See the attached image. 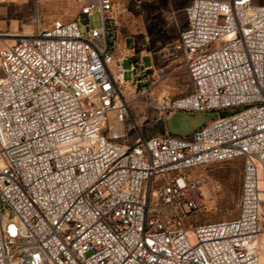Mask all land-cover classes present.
<instances>
[{
    "label": "built area",
    "instance_id": "2783aa9c",
    "mask_svg": "<svg viewBox=\"0 0 264 264\" xmlns=\"http://www.w3.org/2000/svg\"><path fill=\"white\" fill-rule=\"evenodd\" d=\"M118 10L85 0L87 37L57 19L0 47V264H264V5L191 0L178 48L193 89L162 102L137 77L136 91L165 124L178 111L218 117L162 137L137 133ZM111 112L134 143L107 128ZM236 159L239 215L187 226L204 207L188 171Z\"/></svg>",
    "mask_w": 264,
    "mask_h": 264
},
{
    "label": "rangeland",
    "instance_id": "374dc122",
    "mask_svg": "<svg viewBox=\"0 0 264 264\" xmlns=\"http://www.w3.org/2000/svg\"><path fill=\"white\" fill-rule=\"evenodd\" d=\"M85 0H0V47L4 39L11 34L30 33L35 25L49 26L54 20L75 19ZM118 5L119 38L118 50L125 53L142 47L148 54L142 57L136 72L130 71L132 61L122 56L125 70L126 97L132 100V112L138 120L140 137L158 136L166 133V124L159 113L144 99L139 98L135 83L143 68L150 67L146 77L154 94L162 102L180 97L193 89L182 54L178 48L181 30L186 25L185 8L191 0H115ZM263 4L264 0H255ZM81 32L88 36L86 25L78 18ZM91 28L100 26L99 13L96 10L90 18ZM152 66V67H151ZM112 67H115L113 64ZM167 76L159 83L161 71ZM3 70L0 67V76ZM145 77V76H144ZM116 113L109 114L107 128H117L126 137L128 143H134L137 136L131 123H119ZM191 176L201 180L204 195V207L188 217L187 226L205 222H216L235 218L239 215L243 181V161L230 160L210 164L189 170ZM4 217H8L7 211Z\"/></svg>",
    "mask_w": 264,
    "mask_h": 264
},
{
    "label": "water",
    "instance_id": "95a60500",
    "mask_svg": "<svg viewBox=\"0 0 264 264\" xmlns=\"http://www.w3.org/2000/svg\"><path fill=\"white\" fill-rule=\"evenodd\" d=\"M217 117V112L189 114L178 111L167 119V133L170 135L190 136L208 120Z\"/></svg>",
    "mask_w": 264,
    "mask_h": 264
},
{
    "label": "crops",
    "instance_id": "0c3cea01",
    "mask_svg": "<svg viewBox=\"0 0 264 264\" xmlns=\"http://www.w3.org/2000/svg\"><path fill=\"white\" fill-rule=\"evenodd\" d=\"M191 2V1H190ZM189 2V3H190ZM188 6V5H187ZM5 42L2 43V45L4 44ZM119 43H120V38H118V42H117V46H116V49H115V53H114V56H115V59L120 61L121 63V66H122V59L121 57L122 56H127L130 58V60L132 61V64L133 63H136V64H140L141 60H142V57L143 56H146L148 55L144 49H142V47H135V50L133 51H127L126 53L124 51H122L121 49L118 50V46H119ZM1 45V46H2ZM123 67V66H122ZM152 67V66H151ZM149 69L150 67H145L143 68L142 70V73L141 74H145V75H142L140 76V81H141V84H144L146 80H148V77H146L147 73L149 72ZM137 70V69H136ZM145 76V77H144Z\"/></svg>",
    "mask_w": 264,
    "mask_h": 264
}]
</instances>
